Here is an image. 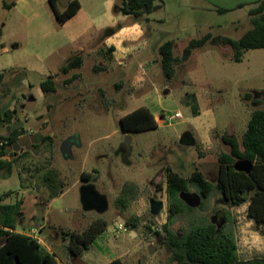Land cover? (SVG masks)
Returning <instances> with one entry per match:
<instances>
[{
	"label": "rangeland",
	"instance_id": "1",
	"mask_svg": "<svg viewBox=\"0 0 264 264\" xmlns=\"http://www.w3.org/2000/svg\"><path fill=\"white\" fill-rule=\"evenodd\" d=\"M71 1L59 0L57 9L63 12ZM78 1L82 5L78 29L84 32L80 39H72L75 30L63 28L50 6L29 21L42 23L39 29L29 27L24 50L33 56L55 50L45 64L48 74L10 66L12 55L4 53L0 43V73L6 74L0 101L3 111L14 113L11 123H0V135L21 126L31 141L29 146L22 141L19 156L9 157L16 163L12 176L0 173V196L10 195L3 204L24 202L22 227L28 232L40 227L36 236L58 255L59 264H84L69 255L61 231L83 232L98 219L109 222L105 234L109 251L106 255L94 247L86 251L91 264H109L116 258L122 264H175L163 244L169 206L164 169L171 168L185 179L200 171L216 185L218 158L229 153L222 137L241 141L246 133L254 108L245 97L264 96V49L246 51L238 63L235 51L222 39L239 41L253 29L249 13L260 0H159L156 4L161 8L139 20L122 13L123 0ZM139 27L143 37L126 41ZM13 33L11 27L5 34L14 38ZM206 36L211 38L205 47L176 64L169 80L161 64V47L173 42L174 57L181 59L192 41ZM110 39L109 44L120 48L116 58L109 52ZM82 45L87 46L84 53ZM79 55L84 59L82 67L63 74ZM75 75L79 78L66 85ZM50 76L57 92L46 94L42 83ZM190 95L196 96L198 116L186 103ZM31 100L35 107L28 112L25 107ZM142 107L155 121L177 112L183 119L171 126L124 131L120 119ZM47 136L51 141L43 143ZM72 136H78L79 143L72 147V158L66 159L61 147ZM250 168L248 162L236 164L239 171ZM50 170L59 176L58 187L64 186L53 200L45 183ZM83 173L94 178L84 180ZM129 184L136 185L140 194L121 210L117 200ZM86 186L107 198V212L84 211L81 191ZM180 198L191 210L171 225L178 236L194 225L214 223L234 232L240 260L264 256V227L257 229L248 218V204L231 208L216 189L204 200L193 185ZM151 200L164 202L158 217L151 214ZM131 219H138V228L132 231L126 225V232L120 231V223Z\"/></svg>",
	"mask_w": 264,
	"mask_h": 264
},
{
	"label": "trees",
	"instance_id": "2",
	"mask_svg": "<svg viewBox=\"0 0 264 264\" xmlns=\"http://www.w3.org/2000/svg\"><path fill=\"white\" fill-rule=\"evenodd\" d=\"M159 0H123L121 11L126 16H133L139 20L149 16L161 8L156 3ZM59 0H50L57 21L60 25L72 19L81 9L78 0L69 3L63 12H59L57 4ZM6 9L13 5L4 4ZM253 29L248 31L239 41L224 38L222 43L235 51L234 60L242 62L244 54L249 50L264 49V0H260L257 6L250 11ZM211 36L192 41L184 50L183 57L175 58L173 54V42L165 43L160 49L161 64L166 77L174 78L176 64L188 61L193 51L205 47ZM113 51L110 50V52ZM83 56L73 58L62 70L63 74H69L74 69H80L83 64ZM79 78L65 81L71 84ZM6 80V74L0 73V87ZM44 93H56L57 83L50 76L42 83ZM264 94V93H263ZM245 99L251 101L254 108L248 129L241 141L236 137H222L223 143L229 148V153H222L218 158L219 177L217 184L209 182L204 174L196 171L190 179H185L174 173L171 168L164 169L166 175V193L168 195V222L162 227L165 232L163 244L170 250L172 262L175 264H264V256L251 260H240L238 257V244L233 231H226V227L214 224L202 226L194 225L185 234L178 236L171 230V225L177 216L191 210L180 198L183 193H188L190 185L198 190L204 200H208L213 191L218 190L229 203L231 208L241 207L248 204V218L253 221L257 229L264 227V96L262 99L255 98L253 94H247ZM186 103L192 107L194 116L200 114L195 95L188 96ZM13 114L3 111L0 101V123H11ZM124 131H145L157 127L150 110L146 107L139 108L120 119ZM27 132L17 126L11 129L5 136L0 135V173L5 177L13 174L15 160H9L11 156H19L14 152V144L17 143ZM42 135L39 136L41 139ZM50 137H43V143L50 142ZM2 144V145H1ZM21 157L23 154L20 155ZM238 162L251 164L249 171L236 169ZM97 173V172H96ZM84 180H92L91 174L83 173ZM59 176L54 170H50L45 177V183L50 190L51 200L58 198L64 190V186L58 187ZM160 188L162 186H159ZM139 190L136 185H126L123 193L117 200V207L126 210L134 201ZM10 195L0 196V264H59L58 255L40 244L39 240L31 235L18 232V228L24 224L23 201L15 204H3ZM230 219L227 216V222ZM138 219L126 222L130 230L138 228ZM109 227L105 219L94 221L83 232L61 231L63 240L68 241L67 251L73 259H81L97 238H99ZM151 230V228H149ZM156 235L161 236L159 232ZM109 264H122L120 259Z\"/></svg>",
	"mask_w": 264,
	"mask_h": 264
},
{
	"label": "crops",
	"instance_id": "3",
	"mask_svg": "<svg viewBox=\"0 0 264 264\" xmlns=\"http://www.w3.org/2000/svg\"><path fill=\"white\" fill-rule=\"evenodd\" d=\"M4 4L13 5V7L11 9H6L4 7ZM48 6L51 7L50 0H12V1L0 0V43L5 47L4 53L12 55V58L9 61V64H11L10 66L12 67L14 66L16 68L24 69L29 72H35V73H39L43 75L48 74L45 64L48 62L49 57L54 53L55 50L53 49L52 52L49 51L48 53H45L42 56L38 54H35L33 56V55H30V52L28 50L26 51L24 50L26 49L25 47H27L25 40H27V34L29 33L28 31L30 30L29 27L32 26V27L39 29L42 23V22H29V21L33 17H36L41 11H44L45 7H48ZM81 13H82V5H81L80 11L72 19H70L69 21H67L65 24L62 25L63 28L67 26V28L70 27L72 28V30L73 29L75 30L76 34L75 35L72 34L73 40L80 39L84 35V32H80L78 29L81 24L77 23V22H80V20L78 19ZM54 15L56 17L55 12H54ZM56 20H57V17H56ZM24 21H27V22H24ZM11 27L14 30V33H13L14 38L7 37L5 34L7 29ZM143 33L144 32L140 27L136 28L132 33L133 36L125 40L130 41V42H136L143 37ZM15 37H18V38H15ZM111 40L112 39H110L107 42V45H109V52L110 50L113 49L112 54L116 58L117 56H120L119 54L120 48L116 43L112 42L113 46L115 47L113 48L111 46L112 44H109L111 43L110 42ZM86 47L83 45L80 46V51L84 53L87 50ZM21 139H24L23 143L26 144L27 146L31 144V141L28 139V135L22 136ZM122 224L126 225V221H122L120 225ZM39 229L40 227L38 228L37 226L36 228L33 229V231L39 230ZM33 231L28 232L23 227L18 228V232L28 234L31 236H33L32 235ZM106 232L107 231H105L99 238L95 240V242L92 244L89 251L94 247L95 250L100 251V252L102 251L104 255L108 253L109 248L105 247L106 243L109 240V238L105 235ZM42 245L51 251L49 245H47L45 242L42 241ZM238 257H239V250H238ZM117 259L121 260V258H116L114 260H117ZM80 260L84 264H91L90 261L87 260V257L85 256V254Z\"/></svg>",
	"mask_w": 264,
	"mask_h": 264
},
{
	"label": "water",
	"instance_id": "4",
	"mask_svg": "<svg viewBox=\"0 0 264 264\" xmlns=\"http://www.w3.org/2000/svg\"><path fill=\"white\" fill-rule=\"evenodd\" d=\"M34 108L33 100L30 101L29 105L25 107L28 112H31ZM29 139V138H28ZM24 139L19 140L15 143V152L18 153V148H21V143ZM79 137L72 136L68 138L62 145L61 151L66 159L72 158V147L78 145ZM14 147V148H15ZM187 193H183L185 195ZM81 202L85 212L96 211L100 214H104L109 209V203L105 196L99 194L93 186H86L81 191ZM195 205V204H194ZM151 214L154 217H158L164 210V202L151 200L150 202ZM220 229V227H219ZM152 252V249H151Z\"/></svg>",
	"mask_w": 264,
	"mask_h": 264
},
{
	"label": "built area",
	"instance_id": "5",
	"mask_svg": "<svg viewBox=\"0 0 264 264\" xmlns=\"http://www.w3.org/2000/svg\"><path fill=\"white\" fill-rule=\"evenodd\" d=\"M0 50H2V47L0 46ZM183 119V115L180 113V112H177L175 115L173 116H170V117H167V116H160L158 118V120L156 121V125L159 126V127H164V125L167 123L168 126H171L174 124V122H177L179 123L180 121H182ZM2 145V144H1ZM126 225L122 224L119 226V230L120 231H123V232H126ZM37 230H34L32 235L34 238L38 239L40 244H42V240L39 239L36 235H37Z\"/></svg>",
	"mask_w": 264,
	"mask_h": 264
}]
</instances>
